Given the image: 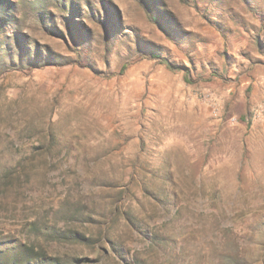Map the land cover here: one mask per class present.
<instances>
[{"label":"rangeland","instance_id":"374dc122","mask_svg":"<svg viewBox=\"0 0 264 264\" xmlns=\"http://www.w3.org/2000/svg\"><path fill=\"white\" fill-rule=\"evenodd\" d=\"M0 264H264V0H0Z\"/></svg>","mask_w":264,"mask_h":264},{"label":"trees","instance_id":"16d2710c","mask_svg":"<svg viewBox=\"0 0 264 264\" xmlns=\"http://www.w3.org/2000/svg\"><path fill=\"white\" fill-rule=\"evenodd\" d=\"M154 58H158V57L156 56V57H154ZM160 61H161V63L165 64V65H166L168 68H170V69H178V67L175 66V65H174L169 59H167V58H163V57H161V58H160ZM126 67H127V64L122 65V67H121V69H120V73H123L124 70L126 69Z\"/></svg>","mask_w":264,"mask_h":264}]
</instances>
